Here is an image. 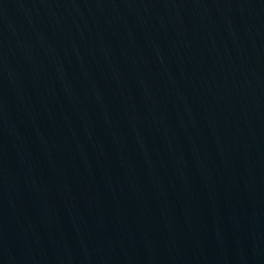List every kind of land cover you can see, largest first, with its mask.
<instances>
[{
    "label": "water",
    "instance_id": "95a60500",
    "mask_svg": "<svg viewBox=\"0 0 264 264\" xmlns=\"http://www.w3.org/2000/svg\"><path fill=\"white\" fill-rule=\"evenodd\" d=\"M0 264H264V0H0Z\"/></svg>",
    "mask_w": 264,
    "mask_h": 264
}]
</instances>
